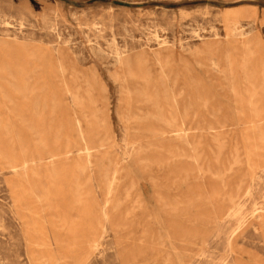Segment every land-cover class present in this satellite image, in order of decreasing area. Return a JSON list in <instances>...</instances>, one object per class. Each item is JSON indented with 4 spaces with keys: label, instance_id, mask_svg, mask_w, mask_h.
I'll use <instances>...</instances> for the list:
<instances>
[{
    "label": "rangeland",
    "instance_id": "rangeland-1",
    "mask_svg": "<svg viewBox=\"0 0 264 264\" xmlns=\"http://www.w3.org/2000/svg\"><path fill=\"white\" fill-rule=\"evenodd\" d=\"M0 264H264V0H0Z\"/></svg>",
    "mask_w": 264,
    "mask_h": 264
}]
</instances>
